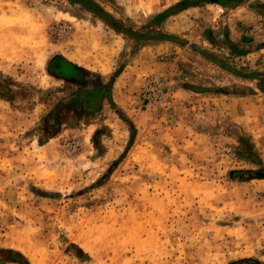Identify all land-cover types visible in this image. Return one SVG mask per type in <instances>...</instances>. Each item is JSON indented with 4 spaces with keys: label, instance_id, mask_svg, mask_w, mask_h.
Returning a JSON list of instances; mask_svg holds the SVG:
<instances>
[{
    "label": "rangeland",
    "instance_id": "rangeland-1",
    "mask_svg": "<svg viewBox=\"0 0 264 264\" xmlns=\"http://www.w3.org/2000/svg\"><path fill=\"white\" fill-rule=\"evenodd\" d=\"M93 1L0 0V264H264V0Z\"/></svg>",
    "mask_w": 264,
    "mask_h": 264
},
{
    "label": "trees",
    "instance_id": "trees-1",
    "mask_svg": "<svg viewBox=\"0 0 264 264\" xmlns=\"http://www.w3.org/2000/svg\"><path fill=\"white\" fill-rule=\"evenodd\" d=\"M69 2L75 6H80V8H83L84 10H86L87 12H90L96 16H98L99 18H101V20H103L105 23L109 24L115 31L119 32V33H124V34H130L129 30L123 26V24L118 21L116 18H114L113 16H111L109 13H107L101 6H99L97 3H95L93 0H69ZM173 13H171V9L167 10L166 12L160 14L158 17L159 19L168 15H172ZM148 39L151 40H157V39H168V40H176L175 38L172 37H150ZM55 68L57 70L62 69L64 66H76L75 64H72L71 62H69L68 60H66L65 58H63L62 56H58L55 60ZM79 70H81L84 74H88V72L86 70H83L82 68L76 66ZM59 76V75H58ZM60 77V76H59ZM62 78V77H60ZM76 82H78V80H76ZM97 90V89H96Z\"/></svg>",
    "mask_w": 264,
    "mask_h": 264
},
{
    "label": "flooded vegetation",
    "instance_id": "flooded-vegetation-1",
    "mask_svg": "<svg viewBox=\"0 0 264 264\" xmlns=\"http://www.w3.org/2000/svg\"><path fill=\"white\" fill-rule=\"evenodd\" d=\"M232 1H236V0H232ZM212 2H214V1H212ZM226 4H223V5H226ZM63 72H65V75L63 74ZM58 75L60 77H62V78H66L68 80H78V81H81L84 78L83 77L84 76V73L81 70H79L76 66H70V65L69 66H64L62 69L58 70ZM79 94H80V96L83 94V96H85L87 100L90 99V103L92 105L98 99V96H99V88H93V87L84 88L83 92H79ZM73 102H75V99L74 98H73ZM80 102L85 107L87 106L85 99H83L82 101L80 100Z\"/></svg>",
    "mask_w": 264,
    "mask_h": 264
},
{
    "label": "crops",
    "instance_id": "crops-1",
    "mask_svg": "<svg viewBox=\"0 0 264 264\" xmlns=\"http://www.w3.org/2000/svg\"><path fill=\"white\" fill-rule=\"evenodd\" d=\"M174 7V6H173ZM188 8H190V7H186V8H184L183 10H180V11H178V12H176V13H173L172 15H168V16H165V17H162V18H158L157 20L158 21H161V33H164V35H167V36H169V34H166V30L168 31V28H165V26L167 25V23H165V21L169 18V17H171V16H173V15H177V16H180L181 14H183L185 11H187L188 10ZM264 8V7H263ZM171 9V8H170ZM144 10H146L145 12H146V14L148 15V14H154L155 15V13L156 14H160V13H163L162 12V10L161 9H159V8H157V7H153V8H146V9H144ZM229 36V35H228ZM170 37H172V38H175V36H170ZM230 37V36H229ZM158 41H166V42H168L169 40L168 39H157ZM176 40H177V42H179V38H177L176 37ZM211 40H213V38L211 39ZM181 42V41H180ZM183 44L185 43V40L182 42ZM189 44V43H188ZM239 50L237 51L238 53H240V54H243L244 52L240 49V48H238ZM69 61V60H68ZM69 62H71V61H69ZM72 64H74V62H71ZM113 91H115V90H113Z\"/></svg>",
    "mask_w": 264,
    "mask_h": 264
},
{
    "label": "water",
    "instance_id": "water-1",
    "mask_svg": "<svg viewBox=\"0 0 264 264\" xmlns=\"http://www.w3.org/2000/svg\"><path fill=\"white\" fill-rule=\"evenodd\" d=\"M197 1H200V0H185L177 5H175L174 7L171 8V13H176L180 10H183L186 6H188L189 4L191 3H194V2H197ZM210 1H214L215 3L217 4H226V0H210ZM252 175H254L255 177H261V178H264V172H254L252 173Z\"/></svg>",
    "mask_w": 264,
    "mask_h": 264
}]
</instances>
